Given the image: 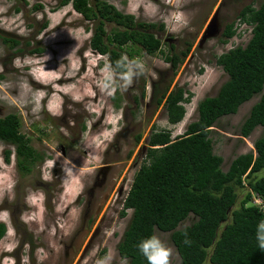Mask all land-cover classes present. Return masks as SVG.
Returning <instances> with one entry per match:
<instances>
[{"label": "rangeland", "instance_id": "rangeland-1", "mask_svg": "<svg viewBox=\"0 0 264 264\" xmlns=\"http://www.w3.org/2000/svg\"><path fill=\"white\" fill-rule=\"evenodd\" d=\"M105 1L138 21L155 23L157 27L152 31L162 40V51L149 54L142 46L135 47V59L126 53L128 70L119 74L107 55L91 48L93 22L71 4L59 6L60 0H0V34L20 41L12 46L0 38V117L16 113L30 144L49 156L24 175L17 167L15 147L0 141V221L7 224V232L0 240V264H128L118 246L132 209L125 217L115 216L112 227L103 229L84 253L95 229H80L81 207L74 200L83 188L82 175L101 163L124 124L131 130V142L139 133L145 142L153 130H171L173 137L184 134L198 118L199 102L216 95L229 78L217 57L230 48L245 46L252 36V25L242 22L239 13L247 5L258 8L263 2ZM216 13L217 34L202 41ZM230 23L235 24L237 33L224 43V32ZM106 27L110 32L118 26L107 23ZM185 52L187 56L177 67L166 60L172 54L183 58ZM69 78L73 80L65 83ZM168 85V93L183 87L191 94V100L184 103L186 115L177 124L169 123L165 100L157 103ZM261 95L213 126L214 151L223 156L225 171L237 155L254 151L255 141L264 132L258 126L249 137L241 135V125ZM125 142L123 138L122 144ZM7 150H11L10 161ZM140 151L141 145L137 153L142 157L137 168L130 171L129 179L140 169L144 156ZM109 158L117 161L115 149ZM129 164L130 161L127 168ZM262 175L264 170L259 174ZM246 192L239 190L238 202ZM194 220L191 214L179 228ZM155 236L172 249L171 264H180L172 232L156 228Z\"/></svg>", "mask_w": 264, "mask_h": 264}, {"label": "trees", "instance_id": "trees-1", "mask_svg": "<svg viewBox=\"0 0 264 264\" xmlns=\"http://www.w3.org/2000/svg\"><path fill=\"white\" fill-rule=\"evenodd\" d=\"M68 4L93 22L90 46L107 55L117 73L127 72L125 54L135 59L137 46L149 54L162 51L163 42L152 31L157 27L155 23L138 21L105 0H60L59 6ZM239 16L242 22L252 25V36L245 46L230 48L217 57V63L228 74L227 81L216 95L199 102L198 118L184 134L173 137L171 130L162 129L150 135L149 160L136 173L121 214L125 217L127 209L133 211L118 246L128 264H149L140 245L157 240L156 228L172 232L180 264H264V250L257 239L264 210L253 203V194L264 199V175L259 176L264 170V132L255 141L254 151L237 155L226 171L222 167L224 158L215 153L211 138L220 118L236 114L243 103L261 93L241 125V135L249 137L258 126L264 128V0L258 8L245 6ZM107 23L118 27L109 32ZM236 33L235 24H228L223 42ZM0 38L12 46L20 44L1 34ZM187 54L183 53V58L167 55L166 60L177 67ZM169 87L157 97V103L165 100L168 121L177 124L186 115L184 103L191 100V94L183 87L168 93ZM156 95L154 92L153 97ZM0 141L15 147L23 170L29 171L41 158L30 144V137L21 131L16 113L0 117ZM6 155L10 161L11 150ZM240 189L247 192L238 202ZM191 214L194 222L179 228ZM6 232L7 224L0 221V240Z\"/></svg>", "mask_w": 264, "mask_h": 264}, {"label": "flooded vegetation", "instance_id": "flooded-vegetation-1", "mask_svg": "<svg viewBox=\"0 0 264 264\" xmlns=\"http://www.w3.org/2000/svg\"><path fill=\"white\" fill-rule=\"evenodd\" d=\"M130 131V128L124 124L118 131L114 141L110 142L109 149L101 159V163L92 166L89 171L84 172V176L82 175L83 188L82 191H79L74 200V204L81 207L80 210L83 223L80 229H95L88 241L84 253H87L91 249L95 239L103 232V229H110L112 227L115 216H122L121 214L125 209V200L132 188L135 175L145 164L144 159L147 158V160H149V139L151 134L147 136L145 142L141 139L142 135L140 133L134 134V141L131 142ZM123 138H125L126 141L124 144H122ZM140 145L141 155H144L143 161H141L140 169L138 171L136 169L132 174V179H129L130 171L137 168L139 158L142 157L138 156L137 153V149ZM137 146L138 148L134 152ZM61 149L63 155H66L67 152L64 145H62ZM112 149H115L117 153L116 162L111 161L109 158ZM39 153L41 154V158L37 159L31 165L29 171L23 170L21 166L19 167V163L17 162L19 171L24 175H28L32 172L36 163L42 164L45 160H48L49 156L46 155V152L42 151V153ZM121 155L122 159H119ZM128 161H130V168H127ZM125 169L129 171H124ZM128 210L129 209H127V211Z\"/></svg>", "mask_w": 264, "mask_h": 264}, {"label": "clouds", "instance_id": "clouds-1", "mask_svg": "<svg viewBox=\"0 0 264 264\" xmlns=\"http://www.w3.org/2000/svg\"><path fill=\"white\" fill-rule=\"evenodd\" d=\"M130 82L129 80V83ZM259 229L260 231L257 234V239L259 240L260 248L264 250V221L259 224ZM140 248L149 264H171L172 249L161 241L155 240L154 243L145 242L140 245Z\"/></svg>", "mask_w": 264, "mask_h": 264}, {"label": "water", "instance_id": "water-1", "mask_svg": "<svg viewBox=\"0 0 264 264\" xmlns=\"http://www.w3.org/2000/svg\"><path fill=\"white\" fill-rule=\"evenodd\" d=\"M217 27H218V16L217 13L212 18L211 22L208 25L207 30L203 35L202 41H204L208 36H214L217 34Z\"/></svg>", "mask_w": 264, "mask_h": 264}, {"label": "built area", "instance_id": "built-area-1", "mask_svg": "<svg viewBox=\"0 0 264 264\" xmlns=\"http://www.w3.org/2000/svg\"><path fill=\"white\" fill-rule=\"evenodd\" d=\"M253 203L256 205H260L261 208L264 210V199L260 195L253 194Z\"/></svg>", "mask_w": 264, "mask_h": 264}, {"label": "bare ground", "instance_id": "bare-ground-1", "mask_svg": "<svg viewBox=\"0 0 264 264\" xmlns=\"http://www.w3.org/2000/svg\"><path fill=\"white\" fill-rule=\"evenodd\" d=\"M184 17V16H183ZM73 80V78H69V79H66L65 80V83H69V82H71ZM73 90V89H72ZM69 93H70V91H69Z\"/></svg>", "mask_w": 264, "mask_h": 264}]
</instances>
